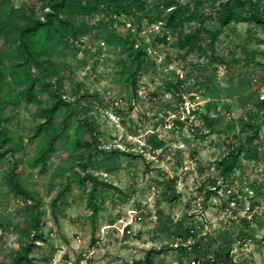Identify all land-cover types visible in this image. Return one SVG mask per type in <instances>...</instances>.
<instances>
[{"label": "rangeland", "instance_id": "374dc122", "mask_svg": "<svg viewBox=\"0 0 264 264\" xmlns=\"http://www.w3.org/2000/svg\"><path fill=\"white\" fill-rule=\"evenodd\" d=\"M11 2L18 12L6 27L0 19V55L19 26L44 19L52 9L51 0ZM169 2L185 10L180 25L158 20L173 8ZM219 2L146 0L138 11L126 1L113 21L104 7L71 13L76 23L105 21L146 51L136 89L120 77L114 61L118 47L95 34L76 43L89 48L87 62L81 61L82 51L76 55L59 44L52 54L65 77L49 70L47 81L54 83L52 89L60 82L59 92L72 110L69 123L76 126L88 118L97 133L93 150L84 145L74 156L82 153L84 162L90 153L94 158L104 150L119 153L116 170L90 168L103 181L96 192L100 210L95 222L88 191L75 175L53 176L60 158L70 152L75 128L60 130L46 169L31 167L28 160L47 138L44 130L35 133L45 102L37 101L41 93L5 96L17 90L6 76L0 102L18 149L0 167V220L12 221L0 223V264H12L27 233L35 231L28 202L41 212L42 237L30 252L36 264H142L150 248L154 264H264V106L258 105L264 26L236 20L221 26L215 10ZM210 12L213 18L206 16ZM195 32L197 38L187 44L185 38ZM134 48L126 46L122 56L131 58ZM31 71L37 68L31 65ZM151 132L164 140L161 148L146 142ZM239 146L240 166L221 175L218 160ZM16 157L35 199L12 192L7 183L9 160ZM62 182L70 188L53 212L51 201Z\"/></svg>", "mask_w": 264, "mask_h": 264}, {"label": "trees", "instance_id": "16d2710c", "mask_svg": "<svg viewBox=\"0 0 264 264\" xmlns=\"http://www.w3.org/2000/svg\"><path fill=\"white\" fill-rule=\"evenodd\" d=\"M126 1H129L134 10L141 11L146 7V0H51L52 9L45 12L44 19L37 17L25 25L19 26L17 37L7 41V48L0 55V97L6 85V76H8L16 85L17 90L12 91L9 89L5 96H16L20 99L24 97L32 98L37 93H41L37 101L39 103L45 102V105L38 111V116L41 119L35 133L39 134L44 130L47 138L36 154L28 160L31 167L40 166L42 170L46 169L50 153L56 152L54 144L60 130L71 126L75 128V139L68 145L70 152L60 158L53 176L64 177L70 171L84 185V189L88 191L87 206L91 210L93 222H95V217L100 210V206L96 201V192L99 184L103 181L90 168L103 169L106 172L116 170L119 167V153L118 150H104V155L100 158H94V153H90L84 162L81 161L84 157L82 153L76 152V156H74L75 151L84 145H87L90 151L93 150V141L97 135L94 123L88 118H85L76 126L69 123L72 113L69 107L70 102L65 100L59 92L60 82L52 89L54 83L47 81V75L49 70H52L57 72L59 78L65 77L64 74L58 71L52 59L56 44L62 45V50L70 49L76 55L82 51L84 56L81 61L87 62L90 54L89 48L82 50L76 43L81 40L83 35L92 33L103 39L107 44L118 47L114 61L120 67L118 70L120 77L125 82L131 81L132 86L136 89V75L146 67L144 65L146 51L139 45L135 47V44L129 41V37L117 34L112 26L105 21L100 20L94 24L87 21L76 23L71 16V13L75 11L81 14H90L100 7H104L105 12L111 15L113 21V17L124 12L127 5ZM167 7L173 8L165 16V19L158 18V20L165 21L164 23L173 26L180 25L185 10L182 6H176L173 2H169ZM215 10L216 19L221 26H226L232 20L248 21L264 26V6H261L260 0H220ZM17 12L18 10L11 0H0V19L3 27L11 25ZM206 16L213 18L211 12ZM218 34L219 30L212 32V41L215 40ZM197 36L198 32L188 34L185 38L186 43L195 40ZM181 44H183V41H181ZM126 46L135 47L133 56L129 59L122 56ZM31 65L37 68V73L31 71ZM84 95L91 96L90 94ZM258 105L264 106V100L259 99ZM4 114L5 109L0 102V167L5 158L15 157L18 149L15 138L5 119H3ZM59 117H62V119L60 123H57L56 120ZM85 131H87L89 139ZM146 142L156 149L161 148L165 143L154 132L148 134ZM242 150L243 147L239 146L220 157L218 163L221 175L227 176L235 172L241 163ZM21 161V158L17 157L9 160L7 183L12 192L22 193L27 199H35L32 191L24 183L23 174L18 171ZM69 188L68 183L62 182L57 195L51 201L53 212H55L58 202L63 195L67 194ZM26 208L30 211L31 223L35 231L34 233L31 231L27 233L29 238L27 237V241L16 251L12 264H36L33 257L30 256V252L33 245L36 244L35 240L42 237V232L39 230L41 212L37 204L33 202H28ZM2 222L8 225L12 224L10 219L0 220V223ZM153 251V248L148 249L140 262L142 264H154Z\"/></svg>", "mask_w": 264, "mask_h": 264}, {"label": "built area", "instance_id": "2783aa9c", "mask_svg": "<svg viewBox=\"0 0 264 264\" xmlns=\"http://www.w3.org/2000/svg\"><path fill=\"white\" fill-rule=\"evenodd\" d=\"M161 23H163L162 21H160ZM130 24V23H129ZM136 46H138V43H136ZM258 97L260 100H264V82L261 83V85H259L258 87ZM250 207V206H248Z\"/></svg>", "mask_w": 264, "mask_h": 264}]
</instances>
